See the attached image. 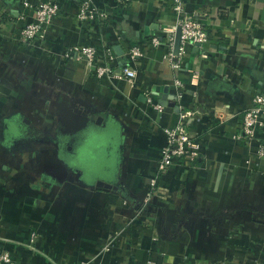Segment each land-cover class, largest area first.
Returning a JSON list of instances; mask_svg holds the SVG:
<instances>
[{"label": "crops", "instance_id": "0c3cea01", "mask_svg": "<svg viewBox=\"0 0 264 264\" xmlns=\"http://www.w3.org/2000/svg\"><path fill=\"white\" fill-rule=\"evenodd\" d=\"M0 1L2 249L19 264H264V129L234 136L264 93V0H186L211 37L172 58L173 0H89L108 15L86 23L82 0H58L45 47L15 39L34 11ZM82 43L136 80L88 73ZM198 107L200 156L159 173L165 128Z\"/></svg>", "mask_w": 264, "mask_h": 264}, {"label": "built area", "instance_id": "2783aa9c", "mask_svg": "<svg viewBox=\"0 0 264 264\" xmlns=\"http://www.w3.org/2000/svg\"><path fill=\"white\" fill-rule=\"evenodd\" d=\"M133 0H117L120 4H128ZM26 8L34 11L33 20L27 22L20 32V35L16 37L18 43L24 44L30 47L46 45V33L53 21L62 14V8L58 0H38L37 3H32L29 0H23ZM173 9L177 15L176 27H170L167 35L165 36L167 43L171 48L169 56H178L185 47L190 45H204L210 40L211 33L207 29L206 25L198 18V16L189 11L186 7V0H173ZM5 10L0 1V19L4 15ZM107 12L99 11L97 7L93 6L89 0H82L79 4L76 14V20L78 23H86L93 20L95 16H107ZM181 31V48L178 55L174 50L177 29ZM161 38L153 37L152 44L159 45ZM79 57L85 61L87 65L88 73L97 76L104 77L110 76L117 79H127L130 82H134L137 77L136 69L130 66H121L115 61L114 53L111 49L108 50V62L104 65L98 64V53L94 46L87 44H78L74 47ZM70 51H67L66 55ZM139 48L133 49L132 55H140ZM174 67H179L178 62L174 63ZM177 83L180 82L178 81ZM147 100L151 103L155 109L161 111L162 106L155 103L153 96L149 94ZM201 107L194 110H188L181 113V121L175 126L166 127V142L161 150V159L158 164V172L166 171L174 162L178 161L182 157H189L194 160L201 154V143L199 139L193 136L189 131V121L198 114ZM217 114V113H216ZM218 117L223 120L224 115L219 114ZM242 120L237 125L239 131L234 135L236 139H241L246 142H250L255 138L254 132L256 127L264 129V93L261 91L254 92L252 105L246 109L243 113ZM259 155L264 156V143L259 146ZM159 188L157 186V178L153 177L150 180V193L151 198L153 194L157 193ZM1 239V238H0ZM2 240V239H1ZM0 240V243H1ZM0 264H19V261L15 258L14 254L0 247ZM57 264V263H55ZM87 264V263H78Z\"/></svg>", "mask_w": 264, "mask_h": 264}, {"label": "water", "instance_id": "95a60500", "mask_svg": "<svg viewBox=\"0 0 264 264\" xmlns=\"http://www.w3.org/2000/svg\"><path fill=\"white\" fill-rule=\"evenodd\" d=\"M181 48V31L178 28L177 33H176V40H175V45H174V52L176 55L179 54Z\"/></svg>", "mask_w": 264, "mask_h": 264}]
</instances>
